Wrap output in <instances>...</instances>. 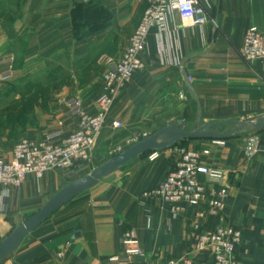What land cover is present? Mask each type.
I'll return each mask as SVG.
<instances>
[{
    "label": "crops",
    "instance_id": "obj_1",
    "mask_svg": "<svg viewBox=\"0 0 264 264\" xmlns=\"http://www.w3.org/2000/svg\"><path fill=\"white\" fill-rule=\"evenodd\" d=\"M198 1L210 17L205 25L193 26L168 11L163 26L151 28L140 56L145 68L119 89L96 151L112 140L114 122L121 124L124 136L143 122L189 123L191 131L199 122L221 124L214 131L227 133L234 122L264 117V60L248 64L240 54L249 28L264 34V0ZM149 4L150 0H0V74L13 72L14 80L22 76V67L33 70L39 64V70L86 55L92 62L99 53L108 68L122 58ZM92 8L111 17L108 25L98 28L82 20ZM118 34L124 47L113 53ZM97 98L84 102L92 115ZM49 130L58 131L59 121ZM248 130L252 129L223 139L224 147L200 140L194 148H211L205 164L228 173L224 219H208L206 226L215 229L227 222L240 227L243 236L236 259L240 264H264V129ZM253 136L259 147L248 156L245 148ZM179 150H161L153 162L136 159L112 182L100 181L29 233L0 264H110L122 252L127 231L147 256L137 264H146L153 252L166 258L189 254L197 238L189 226L195 211L175 218L170 204L139 203L144 191L167 177ZM68 183L65 173L50 171L42 180L29 176L19 190L0 187V233L31 217ZM7 193L3 207L1 198ZM76 233L80 238L72 240Z\"/></svg>",
    "mask_w": 264,
    "mask_h": 264
},
{
    "label": "built area",
    "instance_id": "obj_2",
    "mask_svg": "<svg viewBox=\"0 0 264 264\" xmlns=\"http://www.w3.org/2000/svg\"><path fill=\"white\" fill-rule=\"evenodd\" d=\"M168 11L193 26H203L210 21L198 0H150L122 58L111 64L103 77V91L95 103L96 113L90 114L80 99L65 100L58 131L35 141H18L9 153L0 151V187L8 191L19 190L29 176L42 180L50 171H61L68 180L75 179L92 165L99 139L109 123L114 99L119 89L130 84L136 72L145 68L140 56L145 51L149 32L155 25L163 26ZM240 54L248 64L264 60V34L257 27L246 31ZM12 79L13 72L0 74V83ZM112 126L121 128L119 122ZM210 141L212 147L227 144L223 139ZM258 147L259 139L253 136L245 152L248 156L254 155ZM210 155L211 148L180 149L179 158L167 177L140 195L139 203L143 206L170 204L175 218L188 210L195 211L189 226L197 238L190 253L179 258H166L153 252L146 264H240L235 257L243 236L240 227L227 222L215 229L206 226L208 219H224L229 197L228 173L206 165L205 160ZM158 158L159 152L156 151L148 160L153 162ZM7 198L8 193L1 198L3 207ZM122 246V252L111 258L110 264H137L138 259L147 257L139 240L130 231L123 233ZM58 257L61 259L62 254Z\"/></svg>",
    "mask_w": 264,
    "mask_h": 264
},
{
    "label": "rangeland",
    "instance_id": "obj_3",
    "mask_svg": "<svg viewBox=\"0 0 264 264\" xmlns=\"http://www.w3.org/2000/svg\"><path fill=\"white\" fill-rule=\"evenodd\" d=\"M82 17V20L91 22L94 24L93 27L98 28L108 25L111 20L109 15L102 13L98 8L90 9ZM124 43L123 37L119 34L116 35L110 51L117 52L118 49L124 47ZM122 52L124 54L125 51ZM103 56L99 53L92 62L89 61V55L69 57L62 62L42 67L39 70L36 69L40 67L39 64L33 65V70H23L22 67L21 77L12 79L11 82L0 83V151H10L15 143L21 140L35 141L42 138L50 131V127L62 118L65 100L72 98L80 99L83 102L95 100L102 93L103 77L108 69ZM178 124L177 122H143L142 127L130 131L126 136L122 134V127L116 129L112 140L97 149L92 165L75 179L68 180L69 183L89 176L94 170L130 147L164 128ZM181 126L185 132H193L189 123H183ZM202 126L203 123L199 122L198 127ZM234 129L236 126H230L226 130ZM162 141H167V138H162ZM197 141L200 140H180L173 147L190 149ZM150 154L141 158H149ZM118 176H120V171L102 181L112 182ZM29 218H21L18 222L11 224L6 233H0V245Z\"/></svg>",
    "mask_w": 264,
    "mask_h": 264
},
{
    "label": "water",
    "instance_id": "obj_4",
    "mask_svg": "<svg viewBox=\"0 0 264 264\" xmlns=\"http://www.w3.org/2000/svg\"><path fill=\"white\" fill-rule=\"evenodd\" d=\"M232 124L236 126V129L227 133L214 131V128L221 124H207L198 127V129L193 132H185L181 126L182 123L164 128L155 135L144 139L119 156L111 159L103 166L94 170L89 176L68 183L55 196H53L46 205L4 240L0 245V263L12 253L22 239L26 238L29 233L40 226L50 216L63 208L74 198L93 189L100 181L120 171L136 159L151 152L170 148L180 140L229 139L246 129L260 131L264 129V117L256 121L234 122ZM164 137L167 138V141H165L166 143L160 141ZM80 236V233H76L72 240H77Z\"/></svg>",
    "mask_w": 264,
    "mask_h": 264
},
{
    "label": "bare ground",
    "instance_id": "obj_5",
    "mask_svg": "<svg viewBox=\"0 0 264 264\" xmlns=\"http://www.w3.org/2000/svg\"><path fill=\"white\" fill-rule=\"evenodd\" d=\"M162 143H166L165 141H162V139L160 140Z\"/></svg>",
    "mask_w": 264,
    "mask_h": 264
},
{
    "label": "trees",
    "instance_id": "obj_6",
    "mask_svg": "<svg viewBox=\"0 0 264 264\" xmlns=\"http://www.w3.org/2000/svg\"><path fill=\"white\" fill-rule=\"evenodd\" d=\"M252 131H254V130H252ZM235 136H238V135H235ZM232 138V137H231ZM152 153V152H151ZM149 154V153H148Z\"/></svg>",
    "mask_w": 264,
    "mask_h": 264
}]
</instances>
